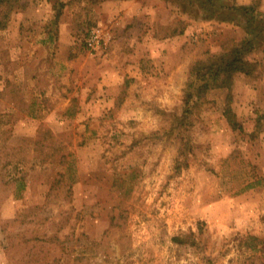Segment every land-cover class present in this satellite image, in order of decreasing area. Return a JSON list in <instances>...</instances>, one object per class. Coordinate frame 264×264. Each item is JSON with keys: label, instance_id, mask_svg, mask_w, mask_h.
I'll return each mask as SVG.
<instances>
[{"label": "rangeland", "instance_id": "rangeland-1", "mask_svg": "<svg viewBox=\"0 0 264 264\" xmlns=\"http://www.w3.org/2000/svg\"><path fill=\"white\" fill-rule=\"evenodd\" d=\"M20 1L0 5V264H264V0H141L139 21L76 0L60 41L54 0ZM243 38L253 74L198 98Z\"/></svg>", "mask_w": 264, "mask_h": 264}, {"label": "trees", "instance_id": "trees-1", "mask_svg": "<svg viewBox=\"0 0 264 264\" xmlns=\"http://www.w3.org/2000/svg\"><path fill=\"white\" fill-rule=\"evenodd\" d=\"M100 1V0H99ZM174 3L178 4L179 7H184L189 5H198L201 7V10H204L212 15L213 12L218 11L220 7H225L224 5L218 6V0H172ZM2 3H6L10 6V8L14 7L18 4V0H0V5ZM62 5V4H60ZM60 5L57 7V15L55 16L57 20L60 16ZM56 6V5H55ZM235 7V6H233ZM56 8V7H55ZM250 8H253V5L240 6L235 7V10H245L248 11ZM254 41L251 38H243L237 43H235L230 50L226 53L224 58L221 59L219 63H212L209 66H206L203 69H198L195 72V78L200 81H205V79H212V81H216L220 75L224 74V76L220 77V82L216 85L209 84L206 80L204 84H201L197 88L196 95L198 98H201L203 94L205 95L207 90L211 88H230V80L236 73H243L245 75H252L256 69V61H253L248 55L254 49ZM225 78V79H224ZM228 80V82H227ZM213 86V87H212ZM187 95V93H186ZM189 97V96H188ZM232 128H235L237 125L239 129L241 126L233 121H230Z\"/></svg>", "mask_w": 264, "mask_h": 264}, {"label": "crops", "instance_id": "crops-1", "mask_svg": "<svg viewBox=\"0 0 264 264\" xmlns=\"http://www.w3.org/2000/svg\"><path fill=\"white\" fill-rule=\"evenodd\" d=\"M75 1L76 0H54L55 3H53L51 1V5L49 6L50 7L49 9L55 10L60 4H62V5H60V7H61L60 11L64 12L65 8H67L69 6L68 4H71V6H72L75 3ZM77 1L78 2H82V1H85V0H77ZM252 1L253 0H234L233 5L236 8L240 7V6H247V5H250ZM19 3H21L20 0H18V4ZM103 3H104L103 7H105V8H108V7L109 8H114L115 9L114 13L117 16H119L121 19H123L121 16L125 15L132 8V12L129 15H125V17L133 18V20H136V21H139V19H140V15H141L142 9H143L142 7H143V4H144V2L141 1V0H108V1H105ZM128 6H130V8H128ZM45 9L48 10V7L45 6ZM62 15H63V13H62ZM62 15H60L58 17V19L54 21V23L56 25L57 34L59 35V37H58L59 41L61 40L62 34L64 33V29L67 27V26L64 25V20L61 19ZM117 23L119 24V22H117ZM208 25H210V23H208ZM178 33H180V32H178ZM263 35H264V31H263ZM111 36H112V34L109 33V37H111ZM171 36H172V34H171ZM172 38L173 37L168 39L169 41H165V40H167L166 37H165V39L163 40L165 42H163L161 44V47H162L161 50L166 49V51L169 53V49H167L166 47H169V48L173 49L174 44H177V42H176L177 38H173V39ZM150 41H151V39H150ZM149 49H151V48H149ZM214 90H220V89H214Z\"/></svg>", "mask_w": 264, "mask_h": 264}, {"label": "built area", "instance_id": "built-area-1", "mask_svg": "<svg viewBox=\"0 0 264 264\" xmlns=\"http://www.w3.org/2000/svg\"><path fill=\"white\" fill-rule=\"evenodd\" d=\"M108 35V32L99 25L91 28L84 39L85 48L91 53H97L102 47L106 46Z\"/></svg>", "mask_w": 264, "mask_h": 264}]
</instances>
